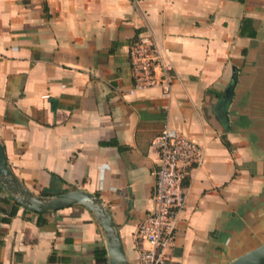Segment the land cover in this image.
I'll return each mask as SVG.
<instances>
[{"label":"crops","instance_id":"crops-1","mask_svg":"<svg viewBox=\"0 0 264 264\" xmlns=\"http://www.w3.org/2000/svg\"><path fill=\"white\" fill-rule=\"evenodd\" d=\"M147 23L170 96L133 95L128 46ZM164 126L202 162L183 180L165 264H228L264 242V0H0V144L29 193L82 189L110 212L129 264L154 205ZM4 200H3V199ZM0 185V264H95L102 234L71 205L36 213ZM38 219L41 222H38Z\"/></svg>","mask_w":264,"mask_h":264},{"label":"built area","instance_id":"built-area-1","mask_svg":"<svg viewBox=\"0 0 264 264\" xmlns=\"http://www.w3.org/2000/svg\"><path fill=\"white\" fill-rule=\"evenodd\" d=\"M134 7L139 0H130ZM167 50L157 45L147 23L137 38L128 46L131 85L127 95L157 88L162 98L168 99L173 81V68ZM150 143L158 153L154 171L153 209L139 222L136 232L144 241L138 251V264H165V251L172 244L178 213L185 201L183 180L191 165L202 162L198 144L174 128L164 126Z\"/></svg>","mask_w":264,"mask_h":264},{"label":"water","instance_id":"water-1","mask_svg":"<svg viewBox=\"0 0 264 264\" xmlns=\"http://www.w3.org/2000/svg\"><path fill=\"white\" fill-rule=\"evenodd\" d=\"M0 185L11 200L32 212L42 213L71 205L85 207L93 216L102 234L107 264H129L112 216L95 194L82 189H73L45 197L29 193L12 175L1 144ZM228 264H264V242L236 256Z\"/></svg>","mask_w":264,"mask_h":264},{"label":"trees","instance_id":"trees-1","mask_svg":"<svg viewBox=\"0 0 264 264\" xmlns=\"http://www.w3.org/2000/svg\"><path fill=\"white\" fill-rule=\"evenodd\" d=\"M16 206H17L16 203H13L12 208L8 211V213L6 214L5 218H3V220L6 221L10 216H12L15 213V207ZM38 222H41V220L38 219ZM94 255H95V264H107L105 251L102 247L96 248Z\"/></svg>","mask_w":264,"mask_h":264}]
</instances>
